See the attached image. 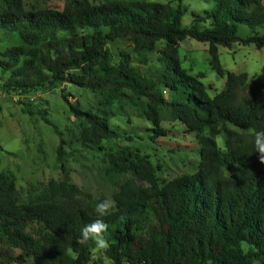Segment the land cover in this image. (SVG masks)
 I'll use <instances>...</instances> for the list:
<instances>
[{"label": "trees", "instance_id": "obj_1", "mask_svg": "<svg viewBox=\"0 0 264 264\" xmlns=\"http://www.w3.org/2000/svg\"><path fill=\"white\" fill-rule=\"evenodd\" d=\"M213 1L184 25L188 7L182 0H67L62 10L0 0V32L19 40L0 53L5 90L29 93L62 83L87 88L106 107L123 100L136 106L153 121L157 138L168 134L161 121L169 108L187 132L198 134L201 158L196 172L161 186L148 155L128 146L109 151V172H131L148 186L127 180L104 216L78 198L68 175L23 197L2 172L0 264H105L91 256L94 241L81 238V229L97 219L107 225L102 235L111 264H264V163L252 143L255 132L264 131V66L254 81L227 72L225 88L211 96L201 77L182 66L178 51L188 38L207 43L212 68L225 75L220 47L264 48V4ZM244 27L253 34L243 37ZM120 37H129L136 51L164 42L157 81L130 68L128 56L113 63L108 43ZM73 109L88 124L82 132L88 146L121 137L106 109ZM217 136L224 139L227 167Z\"/></svg>", "mask_w": 264, "mask_h": 264}, {"label": "rangeland", "instance_id": "obj_2", "mask_svg": "<svg viewBox=\"0 0 264 264\" xmlns=\"http://www.w3.org/2000/svg\"><path fill=\"white\" fill-rule=\"evenodd\" d=\"M23 1L28 10H62L67 2ZM104 1L106 0H91L95 4ZM182 2L188 7V12L183 17L184 25L191 23L192 12L202 14L214 6L213 0ZM261 2L264 4V0ZM240 34L247 37L253 32L244 27ZM18 42L16 34L0 32V53ZM163 46L164 42L160 41L154 50L136 51L129 37H120L108 43L113 63L119 64L128 56L129 67L146 81H157L163 71ZM178 51L182 66L191 75L201 77L211 96L225 88L227 72L247 73L249 80L254 81L264 66V48L259 49L255 45L236 44L230 49L220 47L219 58L225 70L223 76L210 64L207 43L188 38L180 43ZM7 77L8 74L0 75V174L6 172L11 175L23 197L41 193L47 189L50 181H61L68 175L71 183L79 190L78 198L95 208L104 199L110 200L114 206L115 194L127 180L133 178L137 184L148 186L147 182L136 179L131 172H109L108 152L126 146L139 149L150 157L157 167L156 174L161 186L177 177L194 173L199 168V136L196 132H187L183 123L175 118L169 108L164 109L161 121V126L168 134L157 138L154 136L156 126L153 121L125 100L106 107L93 91L67 83L29 93L9 92L3 87ZM165 95L168 96V92L165 91ZM73 107L96 114L106 109L109 112V124L121 133V137L106 139L100 146H88L82 138V132L88 124L85 117L77 114ZM208 133L205 131L203 135ZM216 141L227 167L230 160L224 139L217 136ZM91 256L96 261L111 264L106 250L98 251L94 247Z\"/></svg>", "mask_w": 264, "mask_h": 264}, {"label": "clouds", "instance_id": "obj_3", "mask_svg": "<svg viewBox=\"0 0 264 264\" xmlns=\"http://www.w3.org/2000/svg\"><path fill=\"white\" fill-rule=\"evenodd\" d=\"M253 146L257 153L260 154L261 162L264 163V131H256L253 137ZM112 202L104 199L97 206L96 211L100 216H104L112 208ZM107 225L101 219L84 226L81 229L82 242H87L92 239L98 251H103L109 248L108 241L103 237L102 233L106 231Z\"/></svg>", "mask_w": 264, "mask_h": 264}]
</instances>
